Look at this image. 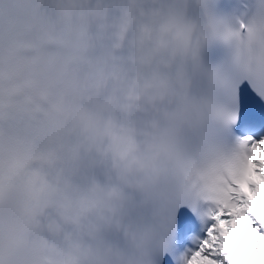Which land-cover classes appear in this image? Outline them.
<instances>
[{"label": "clouds", "instance_id": "9594fccd", "mask_svg": "<svg viewBox=\"0 0 264 264\" xmlns=\"http://www.w3.org/2000/svg\"><path fill=\"white\" fill-rule=\"evenodd\" d=\"M212 49L264 56L199 0H0V264H149L167 227L153 146Z\"/></svg>", "mask_w": 264, "mask_h": 264}, {"label": "snow or ice", "instance_id": "6c2138e0", "mask_svg": "<svg viewBox=\"0 0 264 264\" xmlns=\"http://www.w3.org/2000/svg\"><path fill=\"white\" fill-rule=\"evenodd\" d=\"M199 4L225 43L264 47V0ZM193 55L205 70L199 100L160 131L149 162L167 219L149 264H264V56L232 68Z\"/></svg>", "mask_w": 264, "mask_h": 264}, {"label": "bare ground", "instance_id": "6f19581e", "mask_svg": "<svg viewBox=\"0 0 264 264\" xmlns=\"http://www.w3.org/2000/svg\"><path fill=\"white\" fill-rule=\"evenodd\" d=\"M253 178H254L255 180H257L259 177H257V176H253Z\"/></svg>", "mask_w": 264, "mask_h": 264}]
</instances>
